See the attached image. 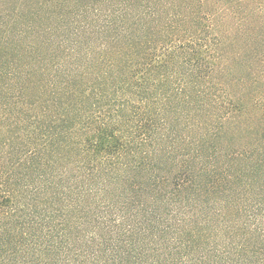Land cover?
I'll return each instance as SVG.
<instances>
[{
	"label": "trees",
	"instance_id": "trees-1",
	"mask_svg": "<svg viewBox=\"0 0 264 264\" xmlns=\"http://www.w3.org/2000/svg\"><path fill=\"white\" fill-rule=\"evenodd\" d=\"M14 1L0 264H264V0Z\"/></svg>",
	"mask_w": 264,
	"mask_h": 264
},
{
	"label": "rangeland",
	"instance_id": "rangeland-1",
	"mask_svg": "<svg viewBox=\"0 0 264 264\" xmlns=\"http://www.w3.org/2000/svg\"><path fill=\"white\" fill-rule=\"evenodd\" d=\"M36 1H38V2H34V1H26V2H15V4H17V6H20V8L22 9V10H24V12H26V11H31L32 13H38V11H40V15H42L43 17H44V23H47V22H49V21H51V20H54V14L52 13V14H50L49 13V9L47 10V9H45V8H43L42 6H41V3H40V0H36ZM163 1V3L164 2H167V3H169V4H172V3H174V4H182L183 3V0H162ZM6 6H10V4H8V3H6ZM5 7V6H4ZM52 15V16H51ZM32 20H30V22H31ZM37 26V25H36Z\"/></svg>",
	"mask_w": 264,
	"mask_h": 264
}]
</instances>
